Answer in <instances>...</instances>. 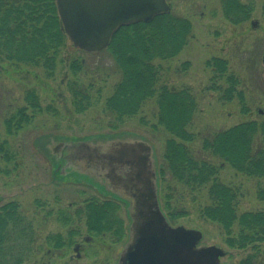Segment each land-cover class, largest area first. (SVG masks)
<instances>
[{"label":"rangeland","instance_id":"rangeland-1","mask_svg":"<svg viewBox=\"0 0 264 264\" xmlns=\"http://www.w3.org/2000/svg\"><path fill=\"white\" fill-rule=\"evenodd\" d=\"M166 1L171 6V14L190 21L192 31L187 45L177 56L155 63L166 69L162 72V80L169 87L186 88L194 97L196 110L190 131L200 138L242 122L263 120L264 68L261 56L264 52V0H240L253 7L249 18L240 24H232L224 17L219 0ZM70 44L62 50L61 61L49 79L44 78L39 69L0 70V143L7 142L11 155L8 162L0 159V207L15 201L20 213L33 225L36 237L33 260L24 264H117L128 240L130 218L125 209L126 203L115 198L125 229L121 241L115 242V238L109 236L103 241H91L84 232L83 222L74 220L73 225L80 230L74 234L73 244L52 249L47 243L48 236L61 234L66 237L69 231V227L62 226L56 219L59 210L73 213L90 197L113 200L104 191L97 190L93 177L88 174L70 170L72 173L62 174L60 180L52 177L54 168L50 160L58 158V148L54 151L51 148L72 141L103 147L111 141L142 140L148 143L153 148L158 197L163 210L162 197L167 189L166 183H161L159 170L167 134L154 123L156 107L152 101L146 104L139 116L115 129L111 128L113 121L102 112L100 103L76 113L67 89L69 82L77 80L84 87L90 83L94 86L93 93L100 89L102 103L120 76L106 49L87 53ZM73 57L84 64L76 75L67 66ZM213 58L226 61V74H232L236 79L235 92L230 101L223 100L222 91L227 87L225 78L206 65ZM30 88L36 90L41 109L34 113L27 109V113L34 115L31 123L15 135L8 136L4 119L17 108L26 106L24 95ZM240 93L242 96L239 97ZM48 105L55 110H47ZM198 145L199 142H196L195 146ZM219 178L225 183L232 182L243 187L239 212L264 209V202L258 201L255 196V179L237 174L229 167L220 171ZM196 197L192 201L191 193L177 192L173 198L171 195L172 207L183 215L177 222L169 221V224L201 231L203 239L199 246L218 245L226 250L220 264H238L249 250L228 248L219 229L199 217V200ZM76 244H79L77 252L74 251Z\"/></svg>","mask_w":264,"mask_h":264},{"label":"trees","instance_id":"trees-1","mask_svg":"<svg viewBox=\"0 0 264 264\" xmlns=\"http://www.w3.org/2000/svg\"><path fill=\"white\" fill-rule=\"evenodd\" d=\"M219 2L224 17L232 24L245 22L253 10L250 4L240 0ZM191 31L188 19L171 12L148 23L122 26L106 49L119 71V80L102 103L100 89L93 93L94 86L90 83L84 87L77 80L69 82L71 105L76 113H82L100 103L102 112L113 121L111 128L115 129L139 116L152 101L156 107L154 123L167 134L159 176L161 183H166L167 192L162 198L168 221L175 223L183 215V212H175L170 203L171 195L173 198L177 192L191 193L192 201L198 196L199 217L219 229L228 248L249 250L238 264H264V209L239 212L243 187L219 178L220 171L229 167L237 174L255 179L256 199L264 202V119L242 122L199 138L190 131L196 110L194 97L186 88L169 87L162 80V72L166 69L155 63L177 56L187 45ZM69 43L55 0H0V70L39 69L44 78L49 79L61 61L62 50ZM83 65L76 57L67 62L73 75L80 72ZM206 65L225 78L227 87L222 91L223 100L230 101L237 82L232 74H226L227 62L213 58ZM24 101L25 107L17 108L4 119L8 136L31 123L34 115L27 113V109L33 113L41 109L34 88L25 91ZM51 108L50 105L46 107L47 110ZM196 142H199L197 147ZM10 158L7 142L3 141L0 159L8 162ZM119 209L114 199L90 197L73 213L59 210L56 219L62 226L69 227V231L66 237L61 234L48 236L47 243L52 249L73 244L74 234L80 230L73 225L74 220L83 222L84 232L91 241H103L109 236L119 242L125 235ZM35 244L33 225L20 213L19 205L15 201L2 205L0 264L32 261Z\"/></svg>","mask_w":264,"mask_h":264},{"label":"water","instance_id":"water-1","mask_svg":"<svg viewBox=\"0 0 264 264\" xmlns=\"http://www.w3.org/2000/svg\"><path fill=\"white\" fill-rule=\"evenodd\" d=\"M55 3L72 45L89 53L107 48L122 26L151 22L171 9L166 0ZM261 63L264 68V52ZM57 148L62 161L80 173L104 177L112 185V192L128 203V240L117 264H220L226 256V250L218 245L198 247L203 238L201 231L169 224L160 207L153 148L148 143L111 141L103 147L72 141ZM78 248L76 245L74 251Z\"/></svg>","mask_w":264,"mask_h":264},{"label":"flooded vegetation","instance_id":"flooded-vegetation-1","mask_svg":"<svg viewBox=\"0 0 264 264\" xmlns=\"http://www.w3.org/2000/svg\"><path fill=\"white\" fill-rule=\"evenodd\" d=\"M57 147H59V146H52V148H51L52 151L56 150ZM46 156H48V155H46ZM48 158H49V156H48ZM50 161L52 162V165H53V168H54L53 172H52V177H54V178L57 177L58 180H60V176L62 174H68L69 172L72 173L70 170L74 171V168L71 165H69L67 161H65V160L62 161V158L60 156L58 158H56V160L55 159H51ZM92 180L96 183L95 186L98 187V188L96 187L97 190L104 191L106 195L114 196L115 198L119 199V196L112 192V190H111L112 189V185H110V183H108V181L104 177L96 175V177L95 178L93 177ZM120 201H124V200L120 199ZM124 203H126L125 204L126 205L125 209L127 211L128 203L126 201H124ZM127 239H128V237H127Z\"/></svg>","mask_w":264,"mask_h":264}]
</instances>
